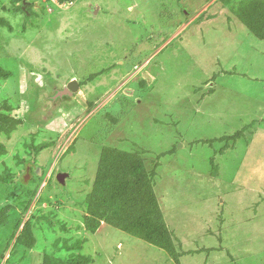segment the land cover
<instances>
[{
    "label": "rangeland",
    "instance_id": "1",
    "mask_svg": "<svg viewBox=\"0 0 264 264\" xmlns=\"http://www.w3.org/2000/svg\"><path fill=\"white\" fill-rule=\"evenodd\" d=\"M0 1L12 26L0 25V65L11 72L0 100L25 120L3 140L0 167L36 190L27 214L47 216L34 223L32 248L14 246V203L0 264L64 256L56 239H82L90 264H264V39L218 0H27L31 18ZM74 78L86 83L54 98ZM104 145L159 155L154 190L178 263L107 224L84 230L75 202L90 191ZM7 189L0 183V209Z\"/></svg>",
    "mask_w": 264,
    "mask_h": 264
},
{
    "label": "trees",
    "instance_id": "2",
    "mask_svg": "<svg viewBox=\"0 0 264 264\" xmlns=\"http://www.w3.org/2000/svg\"><path fill=\"white\" fill-rule=\"evenodd\" d=\"M55 1L59 5L73 3V0ZM218 1L223 6L228 7V11L254 36L264 39V0ZM9 2L11 11L20 12L27 18H31L35 12L32 9L34 5L32 1L9 0ZM3 5L2 1H0V7L2 6L5 9ZM0 25L7 29H12L10 22L2 16L0 17ZM25 28L24 24L23 30ZM134 68L136 70L137 66ZM10 75L11 72L0 65V80H6ZM96 75H91V78ZM85 83L86 80L79 82V86L81 87ZM144 84L145 81L140 80L139 85L144 86ZM13 109L14 105L11 101L8 99L0 100V158L8 152L3 140H9L12 133L25 122L23 117L12 113ZM242 132V130L237 131L231 136H222L218 139L206 140L205 142L211 143L215 140L239 138ZM49 144H53V141L40 144L36 150L38 151V149ZM71 147H68L66 152ZM223 151L224 147L221 149V153ZM143 154H145V151L141 149L127 151L118 147L104 145L101 149L91 189L86 193L82 203H75L82 210V223L87 233H95L104 223L163 249L169 258L178 263L181 254L177 250L176 239L165 222L154 190L155 169L159 164V155L156 161L155 159H149L148 161ZM21 162V159L18 158L16 163L19 165ZM211 162L214 168L217 167L213 160ZM31 169L32 167L30 166L29 171ZM212 174H215V172ZM23 179L24 177L20 180H15L10 168H8L6 163L2 162L0 183L8 187L6 198L9 203H6L0 209V228L9 221L10 211L14 210L15 212L14 203H16L21 210L11 219L13 230L10 240L14 239V246L20 245L32 248L36 240L34 223L45 220L47 216L43 214L37 215L36 213L27 214L32 200L35 198L36 190L25 186ZM11 184H14V186L11 187ZM48 222L51 223L50 220ZM82 242V239H77L68 244L67 240H64L60 244L59 239H56L53 244L55 251H65L66 254L59 256L56 253H44L40 264H90L93 260L92 256L78 252L82 248Z\"/></svg>",
    "mask_w": 264,
    "mask_h": 264
},
{
    "label": "water",
    "instance_id": "3",
    "mask_svg": "<svg viewBox=\"0 0 264 264\" xmlns=\"http://www.w3.org/2000/svg\"><path fill=\"white\" fill-rule=\"evenodd\" d=\"M80 88L79 83L77 79L70 80L67 84H65L61 89L57 90L56 94L54 95V98L62 97L64 95H72ZM60 181H63V177L65 176L64 173L58 174Z\"/></svg>",
    "mask_w": 264,
    "mask_h": 264
},
{
    "label": "clouds",
    "instance_id": "4",
    "mask_svg": "<svg viewBox=\"0 0 264 264\" xmlns=\"http://www.w3.org/2000/svg\"><path fill=\"white\" fill-rule=\"evenodd\" d=\"M55 1V0H54ZM58 4V3H57ZM68 4H70V3H68ZM59 6H61V5H59ZM60 173V172H59ZM58 176V175H57Z\"/></svg>",
    "mask_w": 264,
    "mask_h": 264
},
{
    "label": "flooded vegetation",
    "instance_id": "5",
    "mask_svg": "<svg viewBox=\"0 0 264 264\" xmlns=\"http://www.w3.org/2000/svg\"><path fill=\"white\" fill-rule=\"evenodd\" d=\"M62 88V87H61Z\"/></svg>",
    "mask_w": 264,
    "mask_h": 264
}]
</instances>
